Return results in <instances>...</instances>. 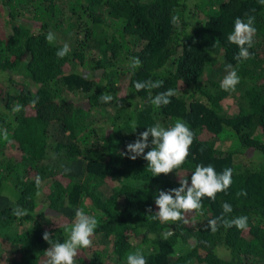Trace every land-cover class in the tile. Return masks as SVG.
Returning a JSON list of instances; mask_svg holds the SVG:
<instances>
[{
	"label": "trees",
	"instance_id": "obj_1",
	"mask_svg": "<svg viewBox=\"0 0 264 264\" xmlns=\"http://www.w3.org/2000/svg\"><path fill=\"white\" fill-rule=\"evenodd\" d=\"M0 12V75L9 82L0 90V130L9 134L5 141L0 132V236L10 243L0 264H45L43 233L63 243L76 208L99 225L75 264H127L136 249L147 264H264L260 0H0ZM247 16L255 17L253 58L237 61L239 49L227 37L235 18ZM64 42L71 50L61 59ZM131 57L142 62L134 72L125 66ZM226 64L241 78L235 91L220 87ZM149 79L164 84L136 91L134 81ZM169 88L176 93L169 104L151 105L150 94ZM102 93L113 99L101 102ZM176 118L194 133L178 169L152 176L143 156L120 154L148 126ZM196 164L217 173L232 168L231 186L215 200L203 197V213H188L189 224L153 220L158 190L179 187V176L190 183ZM240 190L247 194L237 196ZM225 202L233 209L226 218L247 216L246 229L206 227ZM17 208L26 214L16 216Z\"/></svg>",
	"mask_w": 264,
	"mask_h": 264
},
{
	"label": "clouds",
	"instance_id": "obj_2",
	"mask_svg": "<svg viewBox=\"0 0 264 264\" xmlns=\"http://www.w3.org/2000/svg\"><path fill=\"white\" fill-rule=\"evenodd\" d=\"M264 4V0H260ZM255 17L247 16L246 20L240 17L235 18L233 31L228 35L229 43L235 44L239 51L235 56L237 61L250 60L253 54L249 51L254 46L256 28L254 27ZM171 23L176 27L180 26L179 16L173 15ZM48 43L52 44L56 40L53 32L49 31L46 35ZM70 46L64 42L62 47L56 51L58 58L65 57L70 52ZM142 65L138 57H131L126 62V67L133 72ZM223 79L220 81V87L224 91H235L236 86L240 82V76L232 64L225 65ZM164 84L163 80H145L134 81L133 85L136 91L142 89L161 88ZM175 90L172 88L159 92L155 96L149 95V102L155 108L170 103V97L174 96ZM101 102L108 103L113 97L110 94L102 93L99 97ZM39 101V97L33 99L30 103L35 106ZM22 106L17 103L13 107L14 112H19ZM131 131L135 132L137 123L133 120L130 123ZM2 138L7 141L9 134L7 129L0 130ZM149 137L151 140L149 141ZM194 133L188 124L181 118H176L174 122L167 127L160 122H156L138 134L137 138L126 145V151L120 153L127 155L129 159L135 160L137 157L143 156L147 161V169L152 176L159 174H169L173 170L178 169L186 162L189 155L190 146L193 143ZM149 149L145 152V149ZM233 169L228 167L222 172L217 173L215 168L208 164H196L194 171L191 173L190 183L186 176H179V187L167 190H158L155 195V205L158 210L152 216L153 220H159L161 223L183 222L189 224L186 218L187 214L193 210L203 213L202 198L208 197L211 200L216 199L218 192L226 191L232 184ZM37 184L40 183L37 177ZM244 190H240L237 196L246 195ZM222 214L212 220L207 221V228L212 232L217 231L218 224H223L225 228L235 226L237 229H246L248 226L247 216H238L232 219L226 218V214L232 212V205L225 202L222 205ZM151 212V209H149ZM16 216H23L26 210L17 208L14 212ZM99 221L94 215L87 214L83 208H76L74 219L71 224L63 225V231L67 234V239L63 243L54 242L48 231L43 233L42 238L50 245L45 252L47 257L45 264H75V257L79 249L90 248L92 246L91 237L98 227ZM172 231L165 233L164 238L172 235ZM127 264H147L145 256L140 249L129 252L126 257Z\"/></svg>",
	"mask_w": 264,
	"mask_h": 264
},
{
	"label": "rangeland",
	"instance_id": "obj_3",
	"mask_svg": "<svg viewBox=\"0 0 264 264\" xmlns=\"http://www.w3.org/2000/svg\"><path fill=\"white\" fill-rule=\"evenodd\" d=\"M4 15L2 12H0V28H3L1 26H3V21H4ZM80 69H83L82 67L79 66ZM14 78L16 81H18L20 79V75L19 74H14ZM9 85V82L7 80H5L3 75H0V90H5V87L7 88V86ZM9 89V88H8ZM71 99H75L76 97L70 96ZM232 100H227L226 104H225V110L228 112L232 111V106H231ZM5 236H0V254L1 257H5L7 253L6 251L9 249L10 247V243L7 240H4ZM5 241V242H4Z\"/></svg>",
	"mask_w": 264,
	"mask_h": 264
}]
</instances>
